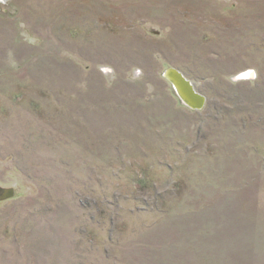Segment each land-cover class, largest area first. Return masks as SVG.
<instances>
[{"label": "rangeland", "instance_id": "obj_1", "mask_svg": "<svg viewBox=\"0 0 264 264\" xmlns=\"http://www.w3.org/2000/svg\"><path fill=\"white\" fill-rule=\"evenodd\" d=\"M0 264H264V0H0Z\"/></svg>", "mask_w": 264, "mask_h": 264}, {"label": "water", "instance_id": "obj_2", "mask_svg": "<svg viewBox=\"0 0 264 264\" xmlns=\"http://www.w3.org/2000/svg\"><path fill=\"white\" fill-rule=\"evenodd\" d=\"M163 73L167 80L171 82L176 94L183 103L192 109H199L203 106L205 101L204 95L199 93L195 89L193 82L186 78L179 70L169 67Z\"/></svg>", "mask_w": 264, "mask_h": 264}]
</instances>
